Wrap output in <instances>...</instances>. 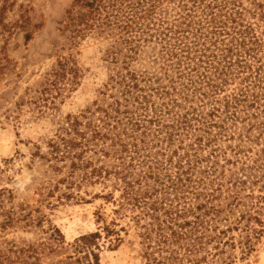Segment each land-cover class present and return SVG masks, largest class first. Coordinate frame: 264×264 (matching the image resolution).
I'll list each match as a JSON object with an SVG mask.
<instances>
[{"label": "trees", "instance_id": "1", "mask_svg": "<svg viewBox=\"0 0 264 264\" xmlns=\"http://www.w3.org/2000/svg\"><path fill=\"white\" fill-rule=\"evenodd\" d=\"M68 18L74 37L108 40L113 67L101 98L75 112L57 114L79 83L70 57H57L21 98L52 117L31 153L51 172L46 194L87 202L80 188L101 184L93 197L129 209L141 228L143 264L244 259L264 232V0H73ZM149 43L159 70L133 68ZM221 137L234 144L222 147ZM185 138L176 158L178 147L154 149ZM13 198L0 188V233L19 219L5 209ZM46 231L48 243L0 235V264H47L65 241L57 227ZM100 239L113 247L122 238L110 224L82 234L69 244L75 260L100 264Z\"/></svg>", "mask_w": 264, "mask_h": 264}, {"label": "rangeland", "instance_id": "2", "mask_svg": "<svg viewBox=\"0 0 264 264\" xmlns=\"http://www.w3.org/2000/svg\"><path fill=\"white\" fill-rule=\"evenodd\" d=\"M72 6L73 0H0V47L3 46L2 51L9 59L8 67L0 72V188L12 190L14 198L5 202V209L19 218L0 235L16 244L48 243L46 229L51 224L60 230L65 242L45 254L43 261L79 264L69 244L82 234L110 224L119 229L122 239L113 247L108 240L100 239V264H143L142 230L130 217L129 209L116 212L113 203L93 197L102 189L101 184L80 188L87 202L58 200L56 192L47 195V186L53 184L51 172L42 160L31 156L34 143L50 134L53 126L50 115H40L33 105L21 103L26 89L37 87L57 57H70L79 68V83L66 94L57 114L75 112L101 98L99 90L113 67V61L105 53L107 39L86 30L83 36L74 37L68 18ZM157 52L153 43L145 45L139 59L132 60V67L159 70L160 61L154 60ZM113 93L119 96L117 91ZM233 140L221 137L217 144L224 147L234 144ZM188 142L190 139L185 138L179 145L174 139L169 145L165 140L154 149L178 147L176 158ZM211 147L204 144L201 153L206 155ZM118 193L115 191L114 195ZM235 264H264V232L255 241L253 250L244 259H236Z\"/></svg>", "mask_w": 264, "mask_h": 264}]
</instances>
